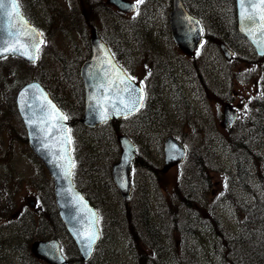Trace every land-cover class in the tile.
<instances>
[{
    "label": "rangeland",
    "instance_id": "obj_1",
    "mask_svg": "<svg viewBox=\"0 0 264 264\" xmlns=\"http://www.w3.org/2000/svg\"><path fill=\"white\" fill-rule=\"evenodd\" d=\"M23 1L30 19L47 38L35 64L0 60V184L7 187L0 195V207L9 203L5 233L17 234L13 224L17 213L19 222L18 242L7 243L4 263L14 264L18 257V264H45L29 253L44 233L58 236L68 253L73 252L58 218L48 210L53 202L49 176L27 144L14 106L20 82L39 78L73 120L75 179L99 212L101 239L87 264H153L160 255L157 247L162 251L170 241L179 257L186 246L203 264H211L214 237L207 224L200 225V217L206 220L214 214L227 231H237L242 217L237 205L252 204L260 186L264 189V110L259 104L264 57L239 37L237 42L228 38L234 51L228 59L219 49L218 37H213L215 42L206 39L187 55L165 28L164 5L152 10L148 2L138 12L120 14L106 0H94L100 6L93 11L88 5L84 17L82 4L87 0ZM211 1L190 2L200 16L209 19L213 12L219 27H225L232 17L231 0ZM92 27L119 48V57L135 78L147 79L144 119L117 121L118 131L116 124L90 129L78 122L83 92L78 69ZM10 99L14 114L9 111ZM227 101L238 110L230 129L221 124ZM119 133L135 142L139 155L131 169L133 189L126 201L110 178L111 164L120 151ZM170 134L186 145L188 154L184 162L162 172V141ZM237 163L246 166L239 180ZM187 181L191 183L185 186ZM189 200L194 207L186 204ZM143 216L152 232L143 224ZM11 249H16V256Z\"/></svg>",
    "mask_w": 264,
    "mask_h": 264
},
{
    "label": "water",
    "instance_id": "obj_2",
    "mask_svg": "<svg viewBox=\"0 0 264 264\" xmlns=\"http://www.w3.org/2000/svg\"><path fill=\"white\" fill-rule=\"evenodd\" d=\"M108 1L115 4L120 10L133 11L136 8L135 4L124 0ZM235 4L238 31L251 42L257 54L263 55L264 47H258L257 43L253 42L254 39L259 40L261 37L259 34L255 37L247 34L249 29L243 28L241 24V8L239 0H235ZM169 23L170 34L174 42L185 52L192 53L201 40L202 28L199 20L185 9L181 0H173V8L169 13ZM28 24L37 33H40L29 21ZM5 26L6 18L0 17V42L10 39V37L7 36V32L3 30ZM251 30L255 31V26H253ZM24 39L26 38H22V43L24 42ZM40 40L44 42L42 36L37 37V41ZM89 41L91 45V55L81 64L79 71L84 87V110L80 121L87 126L94 127L106 121L101 120L100 118L103 113H108L107 120L129 115L126 110H122L123 105L119 103V100L115 96H110L107 92L108 80L112 78V75H109L106 78L105 73H112V66H115L116 69L120 70L122 74L128 78L131 85L135 86L137 89H141V86L138 82L133 81L116 63L106 44L101 40L95 30L92 31ZM41 45L42 43H38V49ZM220 47L227 57L231 55L232 52L226 47V45L221 43ZM37 51L34 53L36 57L35 61L37 60ZM6 55L13 54H5L4 56ZM15 56L33 62L29 60L27 56H21L19 54H15ZM105 61H110V64ZM22 93L24 95H22ZM45 95L48 100L56 106V109L65 115L41 83L36 80L25 83L17 90L15 94L16 108L25 127L27 141L30 148L42 160L53 179L55 204L59 216L74 240L81 259L87 260L100 237L98 211L75 187L72 181V175H65V172L69 170L70 163H73L71 156V143L58 146L54 143L59 135L58 132L53 131L49 133L47 130L41 131V129L45 127V123H47V121L41 122L40 118L45 116V112L41 111L39 107L41 104L46 105V101L43 99ZM137 95L143 97L144 93L138 92ZM122 96L124 99H127L126 94H122ZM106 101L116 103L117 110L111 111L110 108L106 106ZM25 105L28 107H25ZM136 111H133L130 114ZM236 115L237 113L234 108L230 107L229 104L224 105L222 125L230 128L235 121ZM29 121H31V123H29ZM62 123L67 130V119ZM67 134L69 135V132ZM118 140L121 147V153L119 159L111 165V177L120 196L123 199H127L131 193L130 166L132 159L136 155V151L134 144L126 135H119ZM46 145L48 146L46 147ZM60 147L66 149V156H64L63 159L60 158ZM186 152L187 150L184 144L179 142L172 135L167 136L163 141L164 160L162 171H165L170 166L182 161ZM70 170L72 171V168ZM77 197L82 198V201L77 199ZM90 227L97 235V239L95 240V243L91 245V248L88 247L86 240V235ZM34 248L39 255L52 264H67L56 239L38 241L35 243Z\"/></svg>",
    "mask_w": 264,
    "mask_h": 264
},
{
    "label": "snow or ice",
    "instance_id": "obj_3",
    "mask_svg": "<svg viewBox=\"0 0 264 264\" xmlns=\"http://www.w3.org/2000/svg\"><path fill=\"white\" fill-rule=\"evenodd\" d=\"M143 3V0H137V4ZM240 3V19L243 28L249 29L248 35L255 37L257 34L261 39H254V43H257L258 47H264V0H239ZM0 17L6 18V26L3 28L7 32V36L10 39L3 40L0 42V58L5 54H19L21 56H27L29 60L35 61V51L38 50V43H43L42 40L37 41L38 36H42V33H37L28 24V21L24 18L20 11V4L18 0H0ZM255 26V31H252V27ZM22 38L24 42L22 43ZM110 64V61H105ZM114 73V74H113ZM112 75V78L108 80L107 92L110 96H115L121 105L122 110H126L127 113H131L142 107V96H138L137 93L143 92V89H137L135 86L129 83L122 72L112 66V73L106 72L105 77ZM35 87V86H33ZM122 94H126L127 99H124ZM22 95H24L22 93ZM45 104H41L40 110L45 112V116L41 117V122L47 121L45 127L41 131L47 130L49 133L55 131L58 132L55 144L58 146L70 144L71 137L67 134L70 129H65L63 121L67 119V116L60 113L54 104L48 100L47 96L43 97ZM106 106L111 111L117 110V104L112 101H106ZM25 107H28L25 105ZM31 110V109H30ZM101 120H107L108 113L101 114ZM31 123V121H29ZM48 145H46L47 147ZM66 156V149L60 147V158L63 159ZM74 163H70L69 170L65 172L66 176H71L73 173L70 170L74 168ZM82 201V198L77 197ZM95 215V214H93ZM97 239L96 232L90 227L86 240L88 247L95 243Z\"/></svg>",
    "mask_w": 264,
    "mask_h": 264
},
{
    "label": "trees",
    "instance_id": "obj_4",
    "mask_svg": "<svg viewBox=\"0 0 264 264\" xmlns=\"http://www.w3.org/2000/svg\"><path fill=\"white\" fill-rule=\"evenodd\" d=\"M214 2V0H212ZM211 1V2H212ZM233 0H231L232 2ZM209 2V1H208ZM209 5V4H208ZM214 5V4H213ZM211 5V6H213ZM233 7V5H231ZM86 9L88 7H83L84 15H86ZM215 15V13H214ZM82 18V17H80ZM216 19V18H215ZM211 22V20H204L205 26V37L207 39L215 41V38L218 37L220 40L225 41L228 45V38L231 40H235L239 37L244 40V37L241 36L236 29L235 22V12L233 8L232 17L230 22L225 27H216L207 24ZM219 22V21H218ZM207 34V35H206ZM234 41V42H235ZM237 42V41H236ZM10 59V58H6ZM262 88L264 91V66L262 73ZM262 110H264V98L259 102ZM9 111L14 114V109L12 105V100L9 101ZM260 112V108L255 110V115H258ZM117 125L118 131V122L117 121H109L103 124L101 127L106 125ZM76 162L78 160L76 158ZM76 163V166H77ZM238 171V170H237ZM237 173L238 180L240 179L239 173ZM191 182L187 181L185 186H188ZM7 192V191H6ZM188 206L194 207V201L189 200L186 203ZM237 210L241 212L242 217L238 221V230L234 232L227 231L223 225L221 224L220 219L216 217V215L212 214L208 219H204L200 217L201 212H197V216L200 217V225L207 224L209 229L213 233L214 244H215V259L211 264H264V190L257 194L256 199L252 204H243L241 208L237 205ZM51 214H55L56 212L53 210L50 212ZM199 221L194 224H198ZM143 224L147 226L148 230H150V226L148 224V219L143 216ZM152 230H155V227H152ZM151 231V230H150ZM152 232V231H151ZM185 238V237H184ZM163 242V241H161ZM165 243V242H163ZM152 244V243H149ZM154 244L157 246L156 241L154 240ZM170 246L158 248L157 253L160 254L157 258L153 259V264H203L204 262L197 258V255L192 253V250H189L186 246L182 248V257L178 255V249L174 242L170 241ZM73 247V255L70 256V264H87L82 262L79 259L78 254H76V250ZM196 252V251H195ZM162 253V257H161ZM166 255V260L164 256Z\"/></svg>",
    "mask_w": 264,
    "mask_h": 264
},
{
    "label": "flooded vegetation",
    "instance_id": "obj_5",
    "mask_svg": "<svg viewBox=\"0 0 264 264\" xmlns=\"http://www.w3.org/2000/svg\"><path fill=\"white\" fill-rule=\"evenodd\" d=\"M130 1H134L137 4V0H130ZM191 0H183V3L185 6H187L188 8H190L189 3ZM148 2H150L151 4V8L152 10H154V8L156 6H162L164 5L165 8H168L167 10L169 11L172 7V0H143V3L137 4L138 7L140 6H145L146 4H148ZM166 10V9H165ZM6 216H4L3 214L0 213V264H5L4 260L5 258V253H4V249H7V243L11 244L12 242H18V213H17V220L13 223L15 227H17V230H14V232H17L16 235H7V233H5V227H6ZM11 251H13V255L16 253L17 251L11 249ZM3 258V259H2ZM16 261L13 260L14 264H18V257H16Z\"/></svg>",
    "mask_w": 264,
    "mask_h": 264
},
{
    "label": "bare ground",
    "instance_id": "obj_6",
    "mask_svg": "<svg viewBox=\"0 0 264 264\" xmlns=\"http://www.w3.org/2000/svg\"><path fill=\"white\" fill-rule=\"evenodd\" d=\"M245 168H246V166L244 164H239V163L236 164V170H238V171H243V170H245Z\"/></svg>",
    "mask_w": 264,
    "mask_h": 264
}]
</instances>
